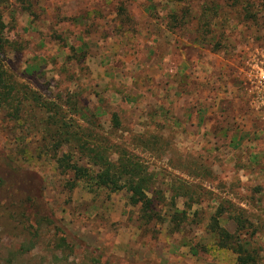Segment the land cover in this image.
I'll return each mask as SVG.
<instances>
[{
	"label": "rangeland",
	"instance_id": "374dc122",
	"mask_svg": "<svg viewBox=\"0 0 264 264\" xmlns=\"http://www.w3.org/2000/svg\"><path fill=\"white\" fill-rule=\"evenodd\" d=\"M29 1L33 16L0 5L4 37L23 46L0 62L132 151L158 220L125 191L72 188L54 164L19 158L0 114V264H237L209 231L220 209L219 226L264 264V108L246 66L264 54V0Z\"/></svg>",
	"mask_w": 264,
	"mask_h": 264
},
{
	"label": "trees",
	"instance_id": "16d2710c",
	"mask_svg": "<svg viewBox=\"0 0 264 264\" xmlns=\"http://www.w3.org/2000/svg\"><path fill=\"white\" fill-rule=\"evenodd\" d=\"M14 1L29 16H33L29 0ZM7 2L9 0H0V5ZM4 31L5 24L0 17V56L22 51L23 46L15 41L9 42L4 37ZM33 72L31 67L25 71L27 76ZM64 106L68 107V111H64ZM64 106L43 99L17 80L0 62V114L17 129L18 157L35 163L54 164L61 175H70L72 184H68L72 188L80 186L93 194L125 191L128 204L138 208L141 220H158L154 203L147 194L153 181L146 167L125 146L101 137L96 128L84 129L79 125L71 117L73 113L80 112L74 102L69 100ZM116 120L114 124L118 127ZM35 138L39 141L34 143ZM114 156L116 159H113ZM2 184L0 179V187ZM224 213L223 209L218 210L209 223V231L216 237L217 247L230 250L236 256L237 264H255L254 251L249 252L240 244L236 234L228 233L219 226ZM232 220L238 232L244 230L241 217L234 216ZM23 251L19 249V252ZM5 264H12V261Z\"/></svg>",
	"mask_w": 264,
	"mask_h": 264
},
{
	"label": "built area",
	"instance_id": "2783aa9c",
	"mask_svg": "<svg viewBox=\"0 0 264 264\" xmlns=\"http://www.w3.org/2000/svg\"><path fill=\"white\" fill-rule=\"evenodd\" d=\"M249 74L248 83L250 89L248 92L256 99L259 105L264 108V54L255 55L252 59L246 62Z\"/></svg>",
	"mask_w": 264,
	"mask_h": 264
},
{
	"label": "crops",
	"instance_id": "0c3cea01",
	"mask_svg": "<svg viewBox=\"0 0 264 264\" xmlns=\"http://www.w3.org/2000/svg\"><path fill=\"white\" fill-rule=\"evenodd\" d=\"M148 194V193H147Z\"/></svg>",
	"mask_w": 264,
	"mask_h": 264
}]
</instances>
